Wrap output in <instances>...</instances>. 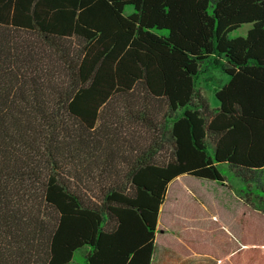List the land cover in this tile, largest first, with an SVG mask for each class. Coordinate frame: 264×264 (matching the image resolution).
<instances>
[{
	"label": "trees",
	"instance_id": "1",
	"mask_svg": "<svg viewBox=\"0 0 264 264\" xmlns=\"http://www.w3.org/2000/svg\"><path fill=\"white\" fill-rule=\"evenodd\" d=\"M215 57L211 110L195 79ZM135 88L153 136L120 171L94 132ZM219 164L264 204V0H0V264H150L170 182L224 184Z\"/></svg>",
	"mask_w": 264,
	"mask_h": 264
},
{
	"label": "rangeland",
	"instance_id": "2",
	"mask_svg": "<svg viewBox=\"0 0 264 264\" xmlns=\"http://www.w3.org/2000/svg\"><path fill=\"white\" fill-rule=\"evenodd\" d=\"M124 12L126 15L130 14L132 7L127 6ZM250 27V25H243L230 33L229 37H244ZM156 32L166 34V31ZM17 37H23L28 44H33V37L24 35H17ZM224 66L223 58H212L202 66L200 74L195 79L197 91L201 98L207 101L211 110L218 107L215 92L228 81V76L221 71ZM142 109V95L135 88L127 96L114 97L102 111L101 118L97 123L94 132L95 140L107 145L110 151L116 148L126 149L118 152L112 151L114 157H117L114 162L120 171L125 170L122 165L124 161L136 157L152 139V131L147 129L145 123L131 117L132 114L136 115ZM162 112L160 106L154 105L152 113L155 124L161 121ZM217 168L225 178L224 184L184 176L180 179L181 181L178 180L180 182L173 184L169 189L180 192L187 186L207 204L210 214H214L212 219H215V221L204 222V225L189 223L188 221H192L196 216L201 217V212L185 201L174 204L172 214L169 213L172 222H177V225L172 227L174 237L184 240L183 250L191 251V248L198 253L206 254L205 256L213 257L215 260H221L219 264H256L255 262L257 259L259 261V258L263 261L264 215L245 205L248 193L247 185L242 184L226 164H219ZM247 187L252 191V194L249 195L250 201L257 205V209H264L263 202H260L263 200L259 201L256 198L258 186L249 184ZM222 224L227 225L226 227L229 228L227 231L231 232L232 236L221 227ZM184 225L186 227H183ZM173 231L158 230L157 239H161V241L172 239ZM240 243L246 247L239 248ZM85 250L75 252L70 264H82ZM232 251L236 252L229 255Z\"/></svg>",
	"mask_w": 264,
	"mask_h": 264
},
{
	"label": "crops",
	"instance_id": "3",
	"mask_svg": "<svg viewBox=\"0 0 264 264\" xmlns=\"http://www.w3.org/2000/svg\"><path fill=\"white\" fill-rule=\"evenodd\" d=\"M183 177L184 175L177 177L168 185L164 201L159 209L156 231H162L164 229L173 231L172 227L176 226L177 222H172L171 217L169 218V213L172 214V207L174 204L176 205L182 203V201L188 202L189 204L195 206L201 212V217L196 216L192 221H188L189 223H193L195 225H204V222H209V220H212V217H214V214H210L211 212L207 204L204 203V201L201 200L187 186H185V188H182L180 192L169 190L170 188H172L173 184L180 182V179ZM226 226L227 225L224 224L221 225V227L228 233L227 229L229 228H227ZM183 227H186V225H184ZM230 233L228 234L232 236V234ZM172 235V239L161 241V239H157L156 232L154 249L150 264H219L221 262V260L219 259L215 260L213 257L205 256L206 254L198 253L191 248V251L183 250L182 243H184V240L175 238L174 231ZM239 246V248L246 247V245H243L242 243H240ZM234 252L235 251H232L229 255L233 254Z\"/></svg>",
	"mask_w": 264,
	"mask_h": 264
}]
</instances>
